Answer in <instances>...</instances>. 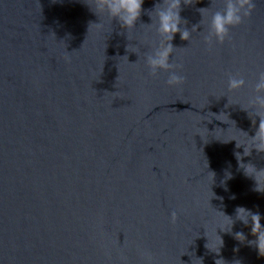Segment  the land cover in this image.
<instances>
[{"label": "water", "instance_id": "water-1", "mask_svg": "<svg viewBox=\"0 0 264 264\" xmlns=\"http://www.w3.org/2000/svg\"><path fill=\"white\" fill-rule=\"evenodd\" d=\"M253 3L211 51L202 32L175 35L170 60L186 79L172 87L132 53L155 38L143 12L126 34L90 0H0V264H144L141 248L153 264H214L205 244L219 242L218 210L242 205L264 224V192L238 170L242 148L224 143L256 127L225 105L246 104L264 69V0ZM200 7L210 15L223 0L183 7L189 27ZM229 73L245 87L229 91ZM243 159L264 166L255 150ZM217 231L226 261L264 264L254 246ZM235 231L254 239L238 220Z\"/></svg>", "mask_w": 264, "mask_h": 264}, {"label": "clouds", "instance_id": "clouds-1", "mask_svg": "<svg viewBox=\"0 0 264 264\" xmlns=\"http://www.w3.org/2000/svg\"><path fill=\"white\" fill-rule=\"evenodd\" d=\"M90 4L91 7L87 6L96 16L99 13H106L110 21L115 19L120 29L124 30L126 34L129 30L136 28V22L142 12L149 17L150 23L147 25L154 30L155 38L145 37L142 43L147 45L146 50L140 51L138 47L133 46L132 53H135L137 58H143L149 75L156 76L160 72L167 73L165 83L172 87L182 85L186 79L181 71L182 65L170 60L174 49L178 48L172 43L177 33H179L180 40L190 42L194 32H202L203 42L207 46V50L211 51L214 43L223 44L226 39L231 40L229 29L241 24L245 17L251 15L254 7L253 0H223V8L211 12L210 15L207 7H200L197 9L200 20L189 27V22L181 16V11L183 7L192 5L193 0H154L150 9L142 8L144 0H90ZM95 28L100 30L103 25L95 22ZM198 28L201 30L197 31ZM245 85L246 80L243 75L239 73L227 75L229 91L241 89ZM251 89L252 94L243 106L228 103V98L225 105L227 107L238 105L247 114L252 125H256L254 134L249 135L247 131L236 127L233 120L235 127L244 134V138L243 140L233 138L224 143L235 141V148H242V151L234 152L237 168L242 171L245 177L254 181V191L264 192V166L257 167L251 160L243 159V157L251 156L253 150L257 153H264V69L257 72ZM223 123L226 124V122ZM232 175L231 171L225 169V180L232 178ZM218 212L223 215V222L214 229L216 236L219 237V242L213 243L211 246L208 245V242L205 244L206 249L216 254L214 264H241L239 259L228 262L220 255L224 241L218 234V229L220 232L231 234L240 243L246 242L249 246H254L257 254L264 256V224L261 223L262 217L259 211L254 212L245 206L237 205L234 215H228L220 210ZM176 218V211H172L170 213L171 221L174 223ZM237 220L245 226L250 225V233L254 239H247L243 231L233 232V225ZM233 251H238V248H234ZM139 254L143 258L144 264H153L151 250L141 248ZM196 258L199 264H203V257Z\"/></svg>", "mask_w": 264, "mask_h": 264}]
</instances>
